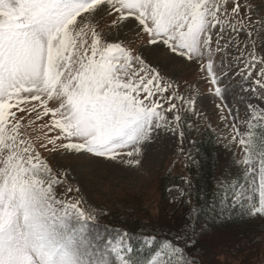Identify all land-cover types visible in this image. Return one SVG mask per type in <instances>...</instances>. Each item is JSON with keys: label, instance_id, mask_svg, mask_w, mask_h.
Segmentation results:
<instances>
[{"label": "snow or ice", "instance_id": "1", "mask_svg": "<svg viewBox=\"0 0 264 264\" xmlns=\"http://www.w3.org/2000/svg\"><path fill=\"white\" fill-rule=\"evenodd\" d=\"M113 31L166 49L196 80L182 91L110 41ZM200 84L226 130L216 139L232 152L206 207L264 217V0H0V264H197L187 224L181 234L105 238L91 223L101 213L70 195L79 188L54 165L73 153L136 168L161 132L182 145L204 120L216 133L197 108ZM186 194L191 221L205 206Z\"/></svg>", "mask_w": 264, "mask_h": 264}, {"label": "rangeland", "instance_id": "2", "mask_svg": "<svg viewBox=\"0 0 264 264\" xmlns=\"http://www.w3.org/2000/svg\"><path fill=\"white\" fill-rule=\"evenodd\" d=\"M254 3H260L261 0H253ZM107 31V30H106ZM110 41L120 40L126 46L134 49L145 58L153 67L164 77L174 80L181 85V90L184 91V81L192 83L196 77L192 75V70L186 68L182 63H173L171 54L166 49H157L155 46H146V42L137 37L135 32L129 31L127 34L117 35L113 31ZM140 41V42H138ZM138 42V43H137ZM200 92L204 99H197V108L210 118V122L217 131L218 135L226 131L222 124L217 122V116L213 114V105L209 102L204 84L199 85ZM228 102L231 105L232 97L229 96ZM240 109V116L243 119L245 116V107L243 104H237ZM207 129L206 121L200 120L196 127L190 130L192 144L184 149L185 153H191L193 156V144L200 141V134ZM243 131V127H241ZM215 134V133H213ZM217 140V139H216ZM215 140V142H216ZM216 144H219L216 142ZM181 145L178 135L171 132L159 133L154 136L152 141L143 146L142 155L140 157L141 164L136 168H129L124 165L98 163L97 160L91 158L87 154H63L55 163L54 167L63 169L67 172V184L73 188H79L78 193H71L82 201L84 208L95 210L101 213L98 218L91 222L107 238L108 235H114L116 231H128L126 227L110 226L108 224L110 216L129 220H139V225H146L148 231L146 234L159 231L162 235L163 231L170 230V224L167 229H162L165 222L161 220L163 215L170 216L173 211H181L177 209L181 206L180 193L181 189L178 186H169L167 193V202L162 199L159 192V179L167 176L178 175L181 178H189L188 169L189 163L185 160L184 155L180 154L179 149ZM221 150L224 149L222 157L219 159L218 167L216 169L215 177L220 178L224 175L225 166L228 159L232 156L231 151H226L223 144L220 143ZM234 152L239 153V149L234 148ZM187 165V166H186ZM237 173L235 168L231 169V174L234 176ZM230 178V177H229ZM192 182V180H191ZM62 191V189H61ZM167 207L164 209V205ZM169 217H167L168 219ZM174 218L171 216V220ZM141 220V221H140ZM264 228V220L253 218L251 221ZM170 221V220H169ZM181 226H177L179 230ZM129 232V231H128ZM181 234V230L178 231ZM212 242H223L226 239V234L213 233L206 231ZM262 252L260 250L255 255L259 261L262 259L264 264V231L259 235ZM242 243V242H241ZM246 244L247 241H244ZM216 251V250H215ZM217 252V251H216ZM220 253V252H219ZM228 253V252H227ZM221 254V253H220ZM238 254L231 252L229 254H222L214 260L213 264L220 262L224 264H235L237 262ZM201 260L199 257L197 261ZM258 261H255L257 263ZM203 264H211L205 258L202 259Z\"/></svg>", "mask_w": 264, "mask_h": 264}, {"label": "trees", "instance_id": "3", "mask_svg": "<svg viewBox=\"0 0 264 264\" xmlns=\"http://www.w3.org/2000/svg\"><path fill=\"white\" fill-rule=\"evenodd\" d=\"M191 136L186 134L184 139V145L190 143ZM195 153L193 158L196 163L188 162V176L191 182V187L183 183V178L178 175L165 176L159 179V192L162 199L167 202V191L170 186H178L181 191L187 190L191 195H184V201L191 200L192 204L197 208L204 207V210L193 216L192 220H188L189 209L185 207L184 203H180L181 211H173L170 216L163 215L161 220L165 222V226L162 229H167V225L170 224L169 231H163L162 235L178 234V231L182 229L186 224L188 225V235L195 241L194 247H190L187 251L197 261V258L201 260L197 261V264H203L202 259L205 258L209 263L213 264L214 260L218 258L222 252L229 254L231 252L238 254L237 262L235 264H262V259L259 261L255 258V255L260 250L261 256V243L259 241V235L264 231L262 226L256 224L255 221H251L253 218L242 217L239 214V210H233L231 214L225 213L222 217L218 214L212 213L208 210L206 205L210 204L213 200L214 182L216 169L218 167L219 159L223 155V151L220 147L214 144L213 138L208 134L202 135L201 140L194 145ZM167 204L164 205V209ZM171 216L174 218L171 220ZM167 217H169L167 219ZM170 220V221H169ZM141 221V220H140ZM109 223L114 226L126 227L130 234H134L136 237L146 234L148 231L146 225H139V220H129L110 216ZM177 226H181L179 230H176ZM206 231L213 233L226 234V239L221 242H212ZM153 234V233H148ZM244 241H247L245 244ZM132 244L135 247H140V242L136 239L132 240ZM242 242V243H241ZM217 252H216V251ZM221 254H220V253ZM228 252V253H227ZM255 261H258L255 263ZM216 264H221L217 262ZM224 264H229L225 262Z\"/></svg>", "mask_w": 264, "mask_h": 264}]
</instances>
